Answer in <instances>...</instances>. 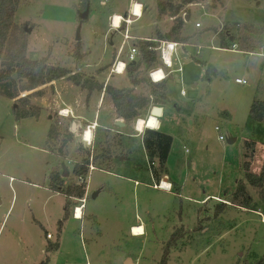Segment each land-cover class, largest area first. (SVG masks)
Instances as JSON below:
<instances>
[{
	"label": "rangeland",
	"instance_id": "rangeland-1",
	"mask_svg": "<svg viewBox=\"0 0 264 264\" xmlns=\"http://www.w3.org/2000/svg\"><path fill=\"white\" fill-rule=\"evenodd\" d=\"M128 1L20 0L13 16L18 29L28 30L27 57L45 58L47 66L68 73L28 92L19 91V97L27 95L29 106L40 109L38 117L17 120L12 106H17L18 97L0 95V264H40L45 259L48 264H124L127 259L132 264H160L164 250L165 264H258L264 259V190L246 186L251 197L248 208L233 202L230 194L245 172L255 175L264 164V119L253 128L247 126L252 102L264 100L260 75L264 63L257 65L262 58L255 55L217 49L216 32L230 34L238 49L243 48L241 36H249L256 45L253 50H259L264 45V0L181 3L179 16L188 19L184 18L180 33L185 39L180 41L190 45L198 41L203 46L198 54L192 47L179 53L180 81L174 83L173 75L167 77L165 96L161 89L151 94L143 84L133 88L135 94L147 97L148 107L131 122L114 118L107 94L90 92L69 78L82 75V80L89 78L104 87L113 50L105 38L115 35V45L121 40V34L109 30V17L123 14ZM158 1L177 4L182 0H136L141 3L142 16L127 26L130 34L159 40L156 34L167 32L175 21L168 14L158 18ZM87 4L88 16L81 19ZM196 22L199 27L194 26ZM105 50L108 54L102 57ZM187 51L192 58L185 55ZM156 53V63L139 70V77L149 82V71L160 65ZM208 66L215 68L210 78L205 76ZM176 68L175 62L173 70ZM126 74L113 75L107 84L131 87ZM241 79L245 84L237 81ZM21 84L19 81L18 87ZM162 104L166 120L161 119L160 129L149 128L172 136L166 160L168 180L177 182L181 191L178 185L171 191L145 185L155 180L147 173L148 162L138 140L142 133L136 130V122L147 119L151 109ZM68 109L67 116L60 115ZM93 121L92 141L85 142L82 134ZM72 123L76 127L71 129ZM52 124L59 134L65 130L73 133L60 158L63 137L47 139ZM230 138L234 141H228ZM108 139L112 145L106 159L112 168L105 171V163L92 162L95 170L88 171L84 180L85 207L76 219L72 213L80 204L78 198L49 189L48 175L54 171L62 176L64 165L68 176H62L63 188L79 183L72 174L73 161L82 158L77 144L86 150L94 146L97 152ZM116 139L121 141L118 145ZM157 165L154 161L152 166ZM133 180L141 183L135 185ZM204 196L208 200L200 202ZM221 199L226 203L215 217ZM137 225L143 227V235L131 234L130 228ZM47 233L51 238H46ZM54 242L58 248L47 252Z\"/></svg>",
	"mask_w": 264,
	"mask_h": 264
},
{
	"label": "trees",
	"instance_id": "trees-1",
	"mask_svg": "<svg viewBox=\"0 0 264 264\" xmlns=\"http://www.w3.org/2000/svg\"><path fill=\"white\" fill-rule=\"evenodd\" d=\"M193 1L194 0H182L177 4L158 1L156 4L158 18H160L162 15L168 14L174 18L175 22L172 24V26H170L167 32L157 33V38L170 41H180L185 39V37H182L180 33V29L184 24L185 17L182 18L179 16L178 10L181 6V3L188 4ZM19 3L20 0H0V95L8 99L18 97L17 106H12L17 120L30 118L32 116L38 117L40 113L39 108L28 105L27 95L19 97V91L28 92L37 86H42L44 84H48V82H51L52 80L64 77L68 73V70L63 68H57L50 65L47 66L45 58L32 59L27 57L25 29H18L16 24H14L13 15L19 6ZM220 32H216V34L219 36V47L231 49V47L234 45V38L232 39L231 35L226 32ZM229 41L231 44L230 47H227ZM239 43L240 47H243L242 49H252L256 46L253 44V41H251V38L246 35L241 36ZM148 44L153 45L152 42L148 41L138 42L137 46L140 53L138 61L126 65V75L129 79L131 87L116 88L113 85L107 83L103 87L102 84L93 82L92 79L85 78L82 80V75H72L69 78L76 85L80 84L82 87H84V89L88 88L90 92L94 89L107 94L114 109L113 113L115 119H122L126 122L134 121L137 118L142 117V115L147 112L146 109L148 107V102L146 101L148 100L147 97L135 94L133 90L135 86H139L141 84L146 85L150 88L151 94H157L158 90L161 89L163 91V96H165L164 92L166 91L165 80H162L157 84L149 82L143 76L139 77L140 68L143 70L150 69L156 63L157 53L154 50H148ZM214 69V67L208 66L205 76L210 78V75H212V71L214 72ZM19 81H22V84L18 87ZM34 93L41 94V91H34ZM160 102L156 101V103ZM263 119L264 100L255 99L252 102L249 110L247 126H252L251 128H253L255 124L261 123ZM59 135L63 137L60 140L61 146L57 154V156L60 158L64 155L63 149L68 146L69 142L72 141L73 133L71 131L65 130V132L59 134L58 127H56L55 124L50 125L47 133V139L51 140L53 138H58ZM116 140V144L118 145V143L121 141H119L120 139ZM138 140H140L145 158L148 162L147 173L149 174V178L152 177L155 180V183L159 182L162 178V175H166L167 173L166 159L173 144L172 136L163 131L145 127ZM77 145L79 152L82 153V158L79 161H73L72 174L76 178L86 177L89 170V164L93 161L94 163L97 161L98 165L105 163V171L111 170L112 166L108 162V159H106V157H109V154L111 153H109V149L112 143H110L109 139L108 141L105 140V145L103 147H101L102 145L100 144L98 148L99 151L97 152H95L94 146L87 148L86 150L82 148L80 143ZM103 159L106 160L103 161ZM154 161L158 162L156 167L152 166ZM119 163L121 162L119 161ZM139 168L140 166H137V169ZM127 170L131 172L132 168H128ZM61 174L63 175V170ZM48 183L49 189L58 191L68 197L74 196L76 198H83L86 193L84 183H75L63 188L64 182H62V176L58 172H50L48 175ZM145 185L151 187L149 184H147V182ZM247 185L253 187L254 189L259 188L261 191L264 190V164L262 165L260 172L255 175L245 172L243 178L237 180L236 186L230 194L233 202L246 208L251 206V197H249L246 191ZM224 204V202H221L216 205L217 211L213 213V216L219 212L218 210L223 208ZM68 206L69 201L68 203L66 202L65 215L67 214ZM58 246V242L49 244L46 251L49 252L55 250L58 248ZM163 253L164 254L160 260V264H165L167 261L166 251L164 250ZM48 260L49 259H45V261H42L40 264H48ZM258 264H264V259H260Z\"/></svg>",
	"mask_w": 264,
	"mask_h": 264
},
{
	"label": "built area",
	"instance_id": "built-area-1",
	"mask_svg": "<svg viewBox=\"0 0 264 264\" xmlns=\"http://www.w3.org/2000/svg\"><path fill=\"white\" fill-rule=\"evenodd\" d=\"M102 1V0H101ZM107 1V0H103ZM142 16V8H141V3L139 2H131L129 4L128 10L126 13H121V15H114L112 20L110 21V28L111 30L121 32V40L117 45L111 44L110 46L113 47V50L110 54L109 58V64H108V73L104 82V85L109 81L110 77L113 75H122L125 74L127 69L126 65L129 63H135L139 59V50H138V42L140 41H148L152 42V44H148L147 49L148 50H154L158 51V56L160 58V65L159 67H156L155 69L149 71L148 77L151 82L153 83H160V81L165 80L167 77H169L172 73H174L173 70V57L176 55L177 47L184 45L185 43L181 41H170V40H164V39H152L150 37H138L130 34L127 30V26L134 21L140 19ZM200 24L199 22H196L195 27H198ZM157 41V46H154V42ZM220 48V47H219ZM213 49V48H212ZM215 49V48H214ZM252 49H238L236 45H233L231 49H228L229 51H238L242 54L245 55H255L261 58H264V45L261 46L258 50ZM108 52L105 51L103 53V57L107 56ZM180 70V69H179ZM241 83H245L244 79L237 80ZM181 94H184V90H181ZM66 112L64 113L63 111H60L61 116H67V114L70 113L69 109L65 110ZM69 112V113H68ZM143 120V119H142ZM145 120V119H144ZM115 124V123H114ZM138 121L136 122V130L139 133H142L143 129L140 128L138 125ZM159 125V124H158ZM158 125L155 129H158ZM96 127V122L93 121L92 123H89L86 125V131L83 132L82 138L85 142H90L92 141L93 134L92 130L95 129ZM145 127H147L145 125ZM154 128V127H153ZM72 129V127H71ZM215 129H219L218 126L215 127ZM90 133L89 138L86 139V132ZM219 139H222V135H218ZM95 170V167L92 163L89 164V172ZM88 174V173H87ZM87 177V175H86ZM86 177H77L79 183H85L84 180ZM141 182L134 180L135 185H139ZM154 189L158 190H166V191H171L173 188L172 183L165 179H161L158 183H153L150 185ZM86 194V193H85ZM85 197V196H84ZM83 198H78L77 201L80 203L78 206H76L73 210V217L76 219H79L80 216L77 215L76 211L83 209L85 206V201ZM219 200V199H218ZM222 202L226 203L223 199H221ZM46 238H51V235L49 233L46 234Z\"/></svg>",
	"mask_w": 264,
	"mask_h": 264
},
{
	"label": "crops",
	"instance_id": "crops-1",
	"mask_svg": "<svg viewBox=\"0 0 264 264\" xmlns=\"http://www.w3.org/2000/svg\"><path fill=\"white\" fill-rule=\"evenodd\" d=\"M132 0H129L128 1V5H129V3L131 2ZM128 5H127V7H128ZM123 13H125V12H123ZM120 14V13H119ZM132 24V23H131ZM130 25V24H129ZM195 26V25H194ZM200 26V25H199ZM198 26V27H199ZM128 30V32H129V29H127ZM130 33V32H129ZM157 35V34H156ZM234 40V39H233ZM219 41V40H218ZM196 44V45H195ZM202 44L201 43H199L198 41H196V42H194L192 45H190L189 43H185L184 45H181V46H178L176 49H177V51H176V55L173 57V64L176 62L177 63V68L174 70V73H172L171 75H173V81H174V83H178L179 81H180V79H179V72H181L182 70H183V68H182V65H181V63L179 62V57L181 56V55H179V53H181L183 50H184V48H187V47H192L193 49H197V51H196V53L198 54L199 53V49L198 48H202ZM210 48H216V45L214 46H210ZM217 49H220V48H217ZM104 50V49H103ZM106 51V50H105ZM232 52V51H231ZM235 52H238V51H235ZM238 53H240V52H238ZM242 54V53H241ZM185 55H188L189 57H191L192 58V56H191V51H187V53L185 54ZM102 57H103V55H102ZM193 59H194V57H193ZM196 61H198V59L196 60ZM261 61H263V63H264V58H262V59H260V61H258L256 64L257 65H260V62ZM260 66H262V69H261V71H260V75L262 76V78H264V65H260ZM180 69V70H179ZM254 70V69H253ZM253 70H251V72H253ZM256 78L257 77H259V72H258V70H256ZM210 76H212V75H210ZM213 78H211L210 80H212ZM258 79V78H257ZM242 84H245V83H242ZM193 86H196V83L195 84H193ZM182 95V94H181ZM168 105L170 104L171 105V101L169 102V103H167ZM171 109L173 108L172 106H169ZM177 107H179V106H177ZM177 107H175V108H177ZM165 105H163L162 104V114H161V117L158 119V124L160 123V121H161V119L162 120H166L165 119ZM229 117H230V115H229ZM231 119V118H230ZM189 122H191L190 120H189ZM126 124V123H125ZM159 127H158V129H160V125H158ZM231 139V138H230ZM172 140H173V138H172ZM233 141H234V138H233ZM172 148V147H171ZM171 152V151H170ZM168 158V157H167ZM167 160V159H166ZM166 163H167V161H166ZM166 168H167V173H166V175L162 178V179H167L168 180V178H169V167H167L166 166ZM132 171V170H131ZM168 176V177H167ZM170 180V179H169ZM134 181V180H133ZM170 182L173 184V186L174 185H178V187L180 188L179 190L181 191L182 190V187L177 183V182H175V181H173V180H170ZM206 197L207 196H204L201 200H200V202L201 201H207L208 199H206ZM211 198H209V199H213V198H215V196H210ZM218 199V198H217ZM199 202V203H200ZM85 207V206H84Z\"/></svg>",
	"mask_w": 264,
	"mask_h": 264
},
{
	"label": "water",
	"instance_id": "water-1",
	"mask_svg": "<svg viewBox=\"0 0 264 264\" xmlns=\"http://www.w3.org/2000/svg\"><path fill=\"white\" fill-rule=\"evenodd\" d=\"M87 13H88V4L86 5L84 12L80 14V18L81 19L86 18L88 16ZM187 19H188V17L186 16L185 20H187ZM79 29H80V26H78L76 29L77 39H79V35H78ZM25 31L27 32L28 30L25 29ZM223 74H225V72H223ZM161 114H162V106H160V107L154 106L150 111V116L156 119L157 124H158V118L161 117ZM114 123H115V125L120 126V127L124 126V123H121V121H115ZM71 126H72V128L76 127L74 123H72ZM228 141L232 142L233 138L228 139ZM62 176L63 177L67 176V170H66L65 166L63 167V175ZM127 261H130V259H127L125 262H127ZM125 262H124V264H125Z\"/></svg>",
	"mask_w": 264,
	"mask_h": 264
},
{
	"label": "bare ground",
	"instance_id": "bare-ground-1",
	"mask_svg": "<svg viewBox=\"0 0 264 264\" xmlns=\"http://www.w3.org/2000/svg\"><path fill=\"white\" fill-rule=\"evenodd\" d=\"M63 112L65 113V111H63ZM137 125H138L140 128H142V127L145 126V125H146L147 127H154V128H156L158 124H157V121H156L155 118L149 116V117H148L147 119H145V120H139ZM85 136H86V139L89 138L90 133L87 131ZM76 213H77L78 216L81 217V214H82V211H81V210H77ZM80 217H79V218H80ZM130 232H131V234L134 235V236H140V235H143V234H144V232H143V227H142L141 225L132 226V227L130 228ZM125 264H132V262H131V261H127V262H125Z\"/></svg>",
	"mask_w": 264,
	"mask_h": 264
},
{
	"label": "flooded vegetation",
	"instance_id": "flooded-vegetation-1",
	"mask_svg": "<svg viewBox=\"0 0 264 264\" xmlns=\"http://www.w3.org/2000/svg\"><path fill=\"white\" fill-rule=\"evenodd\" d=\"M101 4L102 3H107V1H101V0H98ZM131 2H136V0H132ZM130 2V3H131ZM129 3V4H130ZM128 7H129V5H128ZM128 7H127V10H128ZM127 10L125 11V13L127 12ZM114 15H121V14H119V13H113V14H111V16L109 17V23H110V21L112 20V18H113V16ZM109 30H111V28L109 27ZM112 32H113V34H121V32H117V31H114V30H111ZM115 35H111V36H107L106 38H105V41L108 43V45H111V44H114L112 41H113V37H114ZM64 167V165H62V168Z\"/></svg>",
	"mask_w": 264,
	"mask_h": 264
},
{
	"label": "clouds",
	"instance_id": "clouds-1",
	"mask_svg": "<svg viewBox=\"0 0 264 264\" xmlns=\"http://www.w3.org/2000/svg\"><path fill=\"white\" fill-rule=\"evenodd\" d=\"M147 128H149V127H147Z\"/></svg>",
	"mask_w": 264,
	"mask_h": 264
}]
</instances>
